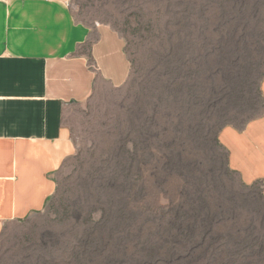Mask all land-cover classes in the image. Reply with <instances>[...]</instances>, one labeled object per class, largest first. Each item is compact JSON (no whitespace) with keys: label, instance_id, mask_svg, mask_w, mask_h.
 Returning a JSON list of instances; mask_svg holds the SVG:
<instances>
[{"label":"rangeland","instance_id":"1","mask_svg":"<svg viewBox=\"0 0 264 264\" xmlns=\"http://www.w3.org/2000/svg\"><path fill=\"white\" fill-rule=\"evenodd\" d=\"M71 10L123 39L130 76L65 109L76 151L44 210L1 231L0 264H264V184L219 142L264 115V0Z\"/></svg>","mask_w":264,"mask_h":264},{"label":"bare ground","instance_id":"2","mask_svg":"<svg viewBox=\"0 0 264 264\" xmlns=\"http://www.w3.org/2000/svg\"><path fill=\"white\" fill-rule=\"evenodd\" d=\"M73 2L0 0V233L55 194L56 174L76 151L65 109L90 99L99 80L122 87L130 76L123 39L106 26L92 39ZM260 89L264 98V80ZM219 142L245 185L264 184V115L224 128Z\"/></svg>","mask_w":264,"mask_h":264}]
</instances>
